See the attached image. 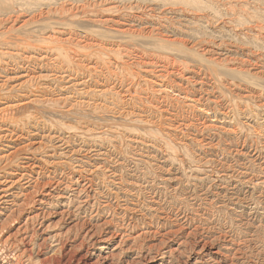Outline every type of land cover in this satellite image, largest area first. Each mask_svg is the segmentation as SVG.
Segmentation results:
<instances>
[{
	"label": "rangeland",
	"instance_id": "obj_1",
	"mask_svg": "<svg viewBox=\"0 0 264 264\" xmlns=\"http://www.w3.org/2000/svg\"><path fill=\"white\" fill-rule=\"evenodd\" d=\"M0 72V264H264V0H0Z\"/></svg>",
	"mask_w": 264,
	"mask_h": 264
},
{
	"label": "bare ground",
	"instance_id": "obj_2",
	"mask_svg": "<svg viewBox=\"0 0 264 264\" xmlns=\"http://www.w3.org/2000/svg\"><path fill=\"white\" fill-rule=\"evenodd\" d=\"M164 34H166V33H164ZM61 56H62V59H63V61L64 62H62V63H65V64H68V58H66V55L64 56V55H62V54H60ZM174 55V54H173ZM96 59V58H95ZM83 60V59H82ZM27 61V60H26ZM185 62V61H184ZM100 64V63H99ZM177 64V63H176ZM183 64V63H182ZM62 65V64H61ZM69 66V65H68ZM70 66H72V65H70ZM162 67V66H161ZM78 68V67H77ZM159 71V70H158ZM1 73V72H0ZM105 73V72H104ZM152 73V72H151ZM117 74V73H116ZM176 76V75H175ZM24 77V76H23ZM121 77V76H120ZM168 77V76H167ZM10 79V78H9ZM15 79V78H14ZM26 79V78H25ZM127 80V79H126ZM157 80V79H156ZM169 82V81H168ZM80 84H82V83H80ZM156 85V84H155ZM103 86V85H102ZM45 87V86H44ZM10 89H12V88H10ZM75 89V88H74ZM128 91V90H127ZM149 91V90H148ZM158 91V90H157ZM78 93V92H77ZM161 94H162V92H161ZM157 95H159V94H157ZM100 96V95H99ZM102 96V95H101ZM38 98V97H37ZM179 101V100H178ZM45 102V101H44ZM56 102V101H55ZM58 102V101H57ZM84 102V101H83ZM54 103V102H53ZM76 104V103H75ZM83 104H85V103H83ZM176 104V103H175ZM59 105H61V104H59ZM103 107V106H102ZM75 109V108H74ZM109 110V109H108ZM112 110H114V109H112ZM105 112V111H104ZM165 112V111H164ZM83 124V123H82ZM83 126V125H82ZM68 127H70V126H68ZM85 128V127H84ZM83 129V128H82ZM83 134V133H82ZM84 135V134H83ZM140 139V138H139ZM142 140V139H141ZM58 148V147H57ZM93 152V151H92ZM232 175V174H231ZM246 175V174H245ZM16 176H17V174H16ZM22 177V176H21ZM6 181V180H5ZM17 181V180H16ZM55 181V180H54ZM87 181V180H86ZM263 181V180H262ZM9 182V181H8ZM8 182H6V183H8ZM57 182V181H56ZM14 183V182H13ZM51 183V182H50ZM2 184V183H1ZM29 184V183H28ZM11 185V184H10ZM21 185V184H20ZM44 185V184H43ZM47 185V184H46ZM57 186V185H56ZM67 186V185H66ZM1 187V186H0ZM25 188V187H24ZM51 188V187H50ZM69 188V187H68ZM87 188V187H86ZM10 188H9V186L7 185V187H5V188H2V192L1 193H3L4 191H6V192H8V190H9ZM62 189V188H61ZM19 190V189H18ZM81 190V189H80ZM85 190V189H84ZM87 190V189H86ZM6 192H4V193H6ZM11 195V194H10ZM41 195V194H40ZM50 194H47V196H49ZM1 196V195H0ZM3 196V195H2ZM12 196V195H11ZM9 197V195H6L5 194V196H3V198H5V199H7ZM2 198V197H1ZM35 198V197H34ZM54 198V197H53ZM31 199V198H30ZM2 200V199H1ZM55 200V199H54ZM31 201V200H30ZM124 201V200H123ZM1 202V201H0ZM2 202H5V200L4 201H2ZM7 202H9L8 200H7ZM81 202V201H80ZM86 202V201H85ZM6 203V202H5ZM83 203V202H82ZM10 204V203H9ZM8 204V205H9ZM13 204V203H12ZM4 205V204H3ZM11 205V204H10ZM13 206H14V204H13ZM17 206H19V205H17ZM109 206V205H108ZM20 207V206H19ZM18 207V208H19ZM16 208V207H15ZM28 208V207H27ZM123 209V208H122ZM23 210V209H22ZM42 210V209H41ZM121 210V209H120ZM37 211H38V209H37ZM124 211V210H123ZM135 211V210H134ZM42 213V212H41ZM44 213H46V212H44ZM53 213H51V215H52ZM42 214H37V215H35V217L37 216V217H39V216H41ZM45 215V214H44ZM63 215V214H62ZM16 217V216H15ZM34 217V219L36 220V219H38V218H35ZM186 217V216H185ZM33 218V217H32ZM28 219V218H27ZM31 219V218H30ZM123 219V218H122ZM30 221H33V220H30ZM16 222V221H15ZM43 222V221H42ZM183 222V221H182ZM110 223V222H109ZM118 225V224H117ZM23 226H26L27 227V223L25 224V225H23ZM177 226V225H176ZM181 226V225H180ZM21 227V226H20ZM183 227V226H182ZM22 228V227H21ZM30 229V228H29ZM17 230H19V228L17 229ZM21 230V229H20ZM25 230H28V229H26L25 228ZM25 230H24V233H25ZM119 230V229H118ZM184 229H182V228H179L178 230H176V231H183ZM17 232V231H16ZM21 232H23V231H21ZM51 232V231H50ZM23 233V234H24ZM26 233H27V231H26ZM36 233V236H37V231H34V234ZM19 234V233H18ZM43 234V233H42ZM57 234V233H56ZM16 235V234H15ZM26 235V234H25ZM33 235V234H32ZM122 235H124V234H122ZM122 235H120L121 237H122ZM128 235V234H127ZM19 236V235H18ZM41 236V235H40ZM119 236V235H118ZM33 237V236H32ZM51 237V236H50ZM138 237V236H137ZM8 238V237H7ZM6 238V239H7ZM61 238V237H60ZM60 238H59V236H57V235H55V236H53V237H51L50 238V240H51V242L53 243V248H54V254H60V253H62L65 249H64V247H63V245L61 244V240H60ZM124 238H126V236L124 235V237L122 238V240L124 239ZM16 239V238H15ZM14 239V240H15ZM21 239V238H20ZM134 239V238H133ZM45 240V239H44ZM122 240H121V242H122ZM6 241V240H5ZM98 241V240H97ZM8 242H9V239H8ZM20 243H18L19 245H20V247H19V249L21 248V255L20 256H22L23 258H29L30 257V254H31V252L30 251H33L34 250V247L35 246H31V245H26L25 244V242H24V240L23 241H19ZM45 242V241H44ZM120 242V243H121ZM184 242V241H183ZM134 243V242H133ZM186 243V242H185ZM206 244V243H205ZM42 245V244H41ZM44 245V244H43ZM15 246V245H14ZM204 246V245H203ZM51 247V248H52ZM202 247V246H201ZM38 248V247H37ZM40 248V247H39ZM131 249V248H130ZM129 250V249H128ZM132 251V250H131ZM40 252V251H39ZM77 252V251H76ZM168 252V251H167ZM68 253V252H67ZM166 253V252H165ZM169 253V252H168ZM170 255H171V253H169ZM173 254V253H172ZM61 255V254H60ZM64 255V254H63ZM113 255V254H112ZM162 255H164V254H162ZM162 255H160L161 256V258L163 257ZM167 255V254H166ZM19 256V255H18ZM33 256V255H32ZM143 257V256H142ZM172 257H173V255H172ZM100 260V259H99ZM162 261H164V260H162ZM127 262V261H126ZM130 262V261H129ZM134 262V261H133ZM136 262V261H135ZM168 263V262H167ZM79 264V263H78ZM127 264V263H126ZM129 264H131V263H129ZM134 264V263H133Z\"/></svg>",
	"mask_w": 264,
	"mask_h": 264
}]
</instances>
